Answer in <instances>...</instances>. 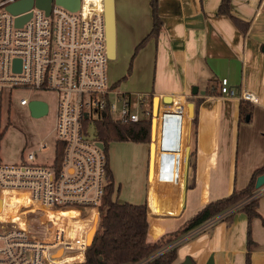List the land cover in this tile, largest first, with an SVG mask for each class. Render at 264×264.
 Segmentation results:
<instances>
[{
    "label": "built area",
    "instance_id": "built-area-1",
    "mask_svg": "<svg viewBox=\"0 0 264 264\" xmlns=\"http://www.w3.org/2000/svg\"><path fill=\"white\" fill-rule=\"evenodd\" d=\"M15 0H0V140L5 131L2 127L3 91L10 94L17 89H46L57 93V120L55 131L57 143L64 146L63 159L51 164L35 163L36 152L30 151L20 163H5L0 155V264H59L67 249H78L84 256L89 243L78 235L80 244H73L64 228L56 227V220H43L47 209L94 210L99 215V206L107 184V155L96 137L89 132V125H99L104 120L126 125L143 120L151 121L152 141L155 120L160 128L162 116L168 117L172 136H179V166L175 198H169L173 209L162 213L166 217L178 216L181 212L177 191L182 187L191 156L188 140L190 120V97L166 103L160 97L156 113L153 97L146 94H131L123 91L108 76V54L104 0H82L77 11L53 4L50 14L33 7L22 14L14 15L6 6ZM31 13V17L17 26L16 20ZM20 60V70L16 61ZM220 93L241 101L256 102L255 94L246 89H236L228 78H222ZM150 97V98H148ZM38 99L21 98L20 104L29 106ZM42 101V100H41ZM151 103V118L144 117L145 103ZM194 103V102H193ZM180 118V119H179ZM176 144V141H174ZM103 143V142H102ZM48 148L47 142L39 149ZM151 152V148H150ZM56 153V148H55ZM189 153V155H188ZM56 156V155H55ZM151 153L149 160L150 173ZM159 167L157 165L158 173ZM158 183V178L156 179ZM151 179L149 176V190ZM149 216H157L151 209L149 195L146 200ZM41 212L40 227L30 225L28 214ZM24 214L22 223L9 219L12 213ZM228 212L206 221L171 244L146 259L144 264L184 241L201 234L221 221ZM63 248V254L56 256ZM82 256V258H83ZM85 258V257H84ZM62 260L61 264H68Z\"/></svg>",
    "mask_w": 264,
    "mask_h": 264
},
{
    "label": "crops",
    "instance_id": "crops-1",
    "mask_svg": "<svg viewBox=\"0 0 264 264\" xmlns=\"http://www.w3.org/2000/svg\"><path fill=\"white\" fill-rule=\"evenodd\" d=\"M219 1L159 0L163 21L160 34L140 49L133 67V72L141 73L144 56L147 51L153 50L156 77L152 86L144 88L151 94L129 91L121 86L123 91L131 94H146L153 98L156 95L163 98L174 96L175 102L183 100L184 96H191L190 100L194 102V116L188 129L191 153H196L194 180L189 185V160L180 186L183 185L177 191L181 212L175 217L162 216V213L174 208L169 198H175L173 193L180 160L179 136H172L168 117L162 116L160 128L158 120L154 123L155 141L150 152L151 186L150 190L148 186L146 200L149 195L151 209L157 216H149L150 241L176 231L186 221L188 193L195 197L196 214L208 202L229 195L235 188L246 187L254 171L264 165V0H232V14L250 24L245 32L232 24L230 17L229 21H225L223 15L218 14V9L217 13L214 11ZM209 2L211 9L207 5ZM97 3L100 4V0ZM115 6V59H119V51L129 55L151 32L153 16L150 0H115ZM211 78L216 79L217 86L209 90L206 83ZM222 78H228L233 88L246 89L255 94L256 102L243 100L245 107L252 111L250 120H240L241 100L221 95L218 84ZM196 86L199 93L194 95ZM214 100H226L232 104L218 105L216 102L210 105ZM204 104L209 106L207 114L203 112ZM194 120L196 125L193 126ZM191 141H196L195 149ZM224 141H229L232 149L236 150L234 171L225 181L221 177L219 152ZM227 150L230 151V148ZM157 165L159 170L156 174ZM260 194L259 211L264 218V187ZM170 221L178 223L174 231L167 229V222ZM248 221L246 212H237L232 221L221 220L193 237L194 244L189 250L191 254H188L193 264H247ZM251 224L256 246L250 255V264H264L262 218H254ZM178 258L177 255L172 264H182ZM84 259L83 256L81 260L68 264H83Z\"/></svg>",
    "mask_w": 264,
    "mask_h": 264
},
{
    "label": "rangeland",
    "instance_id": "rangeland-1",
    "mask_svg": "<svg viewBox=\"0 0 264 264\" xmlns=\"http://www.w3.org/2000/svg\"><path fill=\"white\" fill-rule=\"evenodd\" d=\"M219 3L216 4V9L214 8L216 13ZM207 5L209 6V9L212 8L210 2ZM223 19L225 21H227V19L228 21L230 20L229 16L227 15H223ZM232 24H234L233 21ZM220 40H222V38H220ZM136 48L137 47H135L129 55H125L124 52L119 51V59H110L108 61V76L110 81L112 83H118L120 88L123 86L126 89H129V91L149 93L150 91H145L144 88L149 85L152 86L156 77V61L154 54L152 53L153 50L150 49V51H147L146 55L144 56L142 60V72L135 73L133 72V67L135 66L139 51H141H137ZM215 80L216 79L212 78L207 79L206 86L209 88V90H211L213 86H217ZM218 87H220L219 84ZM21 98L45 101L49 106L48 113L40 117L34 116L29 106H23L20 104ZM216 102H218V105L229 104L231 106L232 104V102L226 100H214L213 102H210V105H214ZM57 105L58 96L57 93L52 90L17 89L14 90L12 94H10L9 90L3 91L2 127L6 128L0 140V155L1 159L5 163H20L23 159L27 158V155L30 151H37V156L34 161L35 163L51 164L53 162L56 155L55 143L57 135L55 131V125L57 120ZM144 108L146 110L144 117L150 119L152 114L150 101L145 103ZM208 109L209 106L204 104V114H207ZM228 116L229 114L227 117ZM194 125H196V120L193 121V126ZM99 130V125H89V132L93 137L97 136ZM227 137L228 135L226 138ZM151 141L152 139L148 142L118 141L112 139L109 142L108 153L110 166L116 186L115 197H118V200L123 202H146V195L148 192L147 189L149 186L148 172ZM45 142H47L48 148L39 149V145ZM192 147L194 149L196 148V141L192 142ZM228 148H230V151L227 150ZM220 149V169L222 172L221 177L223 181H225L234 171L236 150L234 151L232 149V144L229 141H224L221 144ZM195 155L196 153L192 152L190 156L191 163L188 177L189 185L194 180ZM118 187H120L119 192L117 191ZM196 206L197 203L195 197H193L192 193H188L185 220H188L195 214L194 212L197 208ZM90 212L91 211L84 212V210L76 209L74 212L64 210L60 214L68 215L73 218H82L90 214ZM40 216L41 212L39 211L30 212L28 214L30 225L37 231L42 230V227L39 226ZM167 225L168 231H174L178 228V223L176 221L167 222ZM56 227L61 229L64 228L66 231H68V228H73L75 233L78 231L86 232L89 229L82 222L68 223L63 220L57 221L55 223L54 228H52L53 231ZM96 229L97 224L94 227L91 240L88 243L92 242ZM194 240L195 238H191L179 245L177 255L179 257V262L182 264L189 258V256H191H188V254H191L189 253V250L191 245L194 244ZM66 252L76 253L79 252V250L72 248L67 249Z\"/></svg>",
    "mask_w": 264,
    "mask_h": 264
},
{
    "label": "trees",
    "instance_id": "trees-1",
    "mask_svg": "<svg viewBox=\"0 0 264 264\" xmlns=\"http://www.w3.org/2000/svg\"><path fill=\"white\" fill-rule=\"evenodd\" d=\"M153 16V26L151 32L138 44L136 50L143 48L151 38H157L163 26L160 15L159 0H150ZM232 0H221L218 7V14L229 16L234 24L243 32L247 31L250 24L247 21L235 16L231 12ZM118 84V83H117ZM240 120H247V116L252 117V111L247 109L240 102ZM249 119V120H250ZM151 121L143 120L137 123L122 125L108 119L99 124V139L104 144L107 155V184L105 193L99 206V223L93 241L84 250L83 264H139L146 259L171 244L186 233L222 213L228 212L223 221H232L237 212H246L248 215L247 229V264H250V255L256 246L252 237V220L256 217L264 218L259 211L260 189L256 188V182L260 175L264 174V165L254 171L248 185L233 191L222 198L212 200L202 207L193 217L186 220L176 231L166 233L155 241L149 240V218L146 203H133L120 201L115 197V181L110 167L109 142L112 139L118 141L148 142L151 140ZM64 146L57 143L56 163L63 159ZM120 191V187L117 188ZM0 211L3 210V201H0ZM58 221L68 223L82 222L89 228L83 234L86 242L91 240L94 227L98 222L97 212L91 210L90 214L82 218H73L68 215L58 214ZM69 233H75L73 228H68ZM84 232V231H83ZM79 231L73 234V244L76 242ZM82 237V236H79ZM83 238V239H84ZM81 240V239H80ZM178 247L176 246L166 252L161 253L154 259L144 264H172L177 259ZM82 253L76 252L65 256L62 260L79 261ZM59 260L58 263L61 264Z\"/></svg>",
    "mask_w": 264,
    "mask_h": 264
},
{
    "label": "water",
    "instance_id": "water-1",
    "mask_svg": "<svg viewBox=\"0 0 264 264\" xmlns=\"http://www.w3.org/2000/svg\"><path fill=\"white\" fill-rule=\"evenodd\" d=\"M82 0H15L9 3L6 8L14 15L22 14L31 10L33 7H37L46 11L47 14L51 13L53 4H59L71 11H77L81 7ZM104 11L106 20V31H107V44H108V54L111 59L116 57V6L115 0H104ZM31 17V13L22 15L17 18V26H23V24ZM17 69L20 70V60L16 61ZM199 93V88L196 86L193 89V94L197 95ZM204 93V91L202 92ZM166 103H171L173 101L172 96H166L163 98ZM160 103V96H154L153 98V109L154 113L157 112ZM190 116L193 118V102L189 103ZM30 109L36 117L43 116L48 113L49 106L45 101L35 100L30 104ZM250 117L247 116V120ZM99 145L104 148V144L99 142ZM189 155V153H188ZM188 169V166H187ZM264 187V174L260 175L256 182V188L262 189ZM97 229L95 230L96 233ZM94 238V237H93ZM93 241V239H92ZM92 243V242H91ZM89 243L88 245H90ZM63 254V248L59 250L56 256H61ZM183 264H193L192 260L188 258Z\"/></svg>",
    "mask_w": 264,
    "mask_h": 264
},
{
    "label": "bare ground",
    "instance_id": "bare-ground-1",
    "mask_svg": "<svg viewBox=\"0 0 264 264\" xmlns=\"http://www.w3.org/2000/svg\"><path fill=\"white\" fill-rule=\"evenodd\" d=\"M103 5H104V3H103ZM63 211L64 210L57 211V210H53V209H47L46 213L43 215V220H54V221L56 220V222H57L58 221L57 220L58 213L60 214ZM67 211L74 212V211H76V209H70ZM23 217H24V214L15 212V213L10 214L8 218L19 221L20 223H22V221L24 220ZM67 238H69V240L72 241L74 239L73 234L71 235L69 232H67ZM81 238H83V237H80V239Z\"/></svg>",
    "mask_w": 264,
    "mask_h": 264
}]
</instances>
